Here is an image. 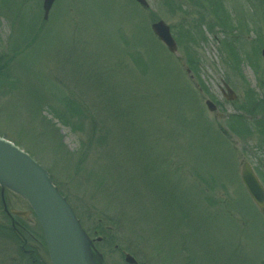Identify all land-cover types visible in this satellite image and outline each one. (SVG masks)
<instances>
[{
  "label": "rangeland",
  "instance_id": "1",
  "mask_svg": "<svg viewBox=\"0 0 264 264\" xmlns=\"http://www.w3.org/2000/svg\"><path fill=\"white\" fill-rule=\"evenodd\" d=\"M147 2L56 0L43 22L42 0H0V136L47 170L91 236L113 238L96 243L98 264H127L124 252L139 264H264V215L240 180L247 161L264 186V134L227 124L233 113L254 123L238 110L247 89L264 96L262 3L221 0L227 27L209 0ZM160 19L174 54L150 29ZM233 38L238 68L223 46ZM192 52L196 74L186 73ZM224 82L234 100L221 94ZM3 196L0 264H23L20 238L36 244L41 228L33 213L10 214L30 209L22 197Z\"/></svg>",
  "mask_w": 264,
  "mask_h": 264
},
{
  "label": "water",
  "instance_id": "2",
  "mask_svg": "<svg viewBox=\"0 0 264 264\" xmlns=\"http://www.w3.org/2000/svg\"><path fill=\"white\" fill-rule=\"evenodd\" d=\"M54 1L43 0L44 19ZM136 1L144 7L148 6L146 0ZM151 29L170 52H176V43L163 21L153 23ZM226 89L230 94L227 98L231 99L233 92L227 86ZM205 103L209 111L216 110L210 100ZM240 174L246 190L264 214V187L248 163L242 164ZM0 186L11 189L28 202L42 227L52 264H91L87 237L66 199L53 185L43 167L4 137H0ZM11 213L26 216V212L11 210ZM125 259L130 263L135 262L130 255H126Z\"/></svg>",
  "mask_w": 264,
  "mask_h": 264
},
{
  "label": "trees",
  "instance_id": "3",
  "mask_svg": "<svg viewBox=\"0 0 264 264\" xmlns=\"http://www.w3.org/2000/svg\"><path fill=\"white\" fill-rule=\"evenodd\" d=\"M209 3L212 6V12H214L217 16V21L221 22V24L225 25L226 22H225V18H224L225 15H224L223 10L221 12L219 11L220 14H217L218 13L217 10L219 8L220 3L217 0H209ZM214 7H215L216 11L214 10ZM226 26H227V24H226ZM226 26H223V27L226 28ZM188 36H190V33L188 31H186L184 36H182V37H180L178 34L177 39L180 40L183 37L188 38ZM191 39L192 40L195 39L194 35L191 36ZM223 46L227 47L228 55L230 56L231 59H233L232 61L237 62L238 55L235 54L234 48L229 43L226 44L225 42H223ZM186 49H187V47H186ZM193 53L194 52L190 53L186 57V64H187V67L191 70V72L196 74L198 60H197V58H195ZM230 58H229V61H230ZM3 68H4V65H3V63H1L0 64V81H5V78L2 76ZM199 83H201V82L199 81ZM13 85H14V80L10 77V75L7 74V86H8V88L13 87ZM245 94H246V97H245L244 101L241 102V108H243L247 112L259 111L260 113H262L261 118L256 120L255 126L258 130L264 131V99L257 100L254 97V95H253L254 93L252 91H250L249 93H248V91H246ZM250 108L253 110L250 111L251 110ZM72 111L76 114L77 117H83V113L81 112V110H77V109L73 108ZM227 124H228L229 130L236 135H240V134H243V135L248 134L249 135L251 133V127H250L249 123L241 115H230V116H228ZM133 130H135V129H133ZM176 131L177 130L174 127L173 132H176ZM138 151H140L143 154L142 150L139 149Z\"/></svg>",
  "mask_w": 264,
  "mask_h": 264
},
{
  "label": "flooded vegetation",
  "instance_id": "4",
  "mask_svg": "<svg viewBox=\"0 0 264 264\" xmlns=\"http://www.w3.org/2000/svg\"><path fill=\"white\" fill-rule=\"evenodd\" d=\"M4 191L0 192V207L2 210H5L7 205L3 196ZM6 219V218H5ZM3 223H0V242L3 243V247L6 250L7 249V219L6 223L1 225ZM14 228L15 225H12L11 228ZM24 228V227H23ZM22 228V229H23ZM97 232V231H95ZM21 237L23 233H20ZM95 234V233H94ZM30 238L33 240V233L29 234ZM35 240V239H34ZM92 240V249H93V257L94 260L99 263V259L101 258V255L98 253V250L96 248V243L101 242L106 247L109 245L111 238L106 237H91ZM20 242H22V245H20L17 248V251L24 255V259H22L23 264H50L49 257L47 250L41 241V239H38L35 241L36 244H30L27 239L20 238ZM100 243V244H101ZM115 247H117L115 245Z\"/></svg>",
  "mask_w": 264,
  "mask_h": 264
}]
</instances>
